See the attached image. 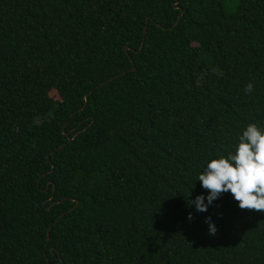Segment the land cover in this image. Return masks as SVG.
Instances as JSON below:
<instances>
[{
	"label": "trees",
	"instance_id": "1",
	"mask_svg": "<svg viewBox=\"0 0 264 264\" xmlns=\"http://www.w3.org/2000/svg\"><path fill=\"white\" fill-rule=\"evenodd\" d=\"M252 123L264 0H0V264H264V212L190 205Z\"/></svg>",
	"mask_w": 264,
	"mask_h": 264
},
{
	"label": "clouds",
	"instance_id": "2",
	"mask_svg": "<svg viewBox=\"0 0 264 264\" xmlns=\"http://www.w3.org/2000/svg\"><path fill=\"white\" fill-rule=\"evenodd\" d=\"M254 85L249 83L246 93L253 91ZM235 154L212 159L199 175L201 186L208 190L207 204L203 194L191 200L198 212H206L208 205L223 193L231 192L242 210L264 212V128L256 123L249 124L239 137ZM191 220L192 214H189ZM209 234L215 236L217 226L211 217L206 218Z\"/></svg>",
	"mask_w": 264,
	"mask_h": 264
},
{
	"label": "rangeland",
	"instance_id": "3",
	"mask_svg": "<svg viewBox=\"0 0 264 264\" xmlns=\"http://www.w3.org/2000/svg\"><path fill=\"white\" fill-rule=\"evenodd\" d=\"M225 9L227 12H230L232 11L233 9V0H225ZM51 95L54 99H57L58 98V95L55 91H52L51 92Z\"/></svg>",
	"mask_w": 264,
	"mask_h": 264
},
{
	"label": "water",
	"instance_id": "4",
	"mask_svg": "<svg viewBox=\"0 0 264 264\" xmlns=\"http://www.w3.org/2000/svg\"><path fill=\"white\" fill-rule=\"evenodd\" d=\"M175 5H176V3H175ZM178 8V7H177ZM182 14V9H180V15ZM179 22V18H178V20H177V23ZM146 33V28L144 29V34ZM124 50H125V52H127V50H128V47L127 46H125L124 47ZM86 102H87V97H86ZM82 109V108H81ZM72 140V138H69L68 139V142H70ZM63 146H60V148H62ZM59 148V149H60ZM78 205V202H76V206ZM47 240H48V238H47Z\"/></svg>",
	"mask_w": 264,
	"mask_h": 264
}]
</instances>
